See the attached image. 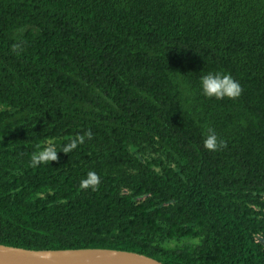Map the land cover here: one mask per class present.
<instances>
[{
  "label": "trees",
  "instance_id": "trees-1",
  "mask_svg": "<svg viewBox=\"0 0 264 264\" xmlns=\"http://www.w3.org/2000/svg\"><path fill=\"white\" fill-rule=\"evenodd\" d=\"M208 72L240 97L204 96ZM263 241L264 0H0L1 244L264 264Z\"/></svg>",
  "mask_w": 264,
  "mask_h": 264
},
{
  "label": "clouds",
  "instance_id": "clouds-1",
  "mask_svg": "<svg viewBox=\"0 0 264 264\" xmlns=\"http://www.w3.org/2000/svg\"><path fill=\"white\" fill-rule=\"evenodd\" d=\"M18 45H13L12 50L16 51ZM202 93L206 97H215L216 99H223L225 97L229 99H237L243 92L241 84L233 78L231 73L227 72H208L202 75L200 78ZM92 132L89 130L84 135H77L70 139V142L62 147L64 153H69L76 149L78 145L83 144L85 137L92 139ZM204 148L209 151H219L227 146V141L219 137L215 129L207 127ZM59 156L57 151L56 142L49 139L45 142V146L42 150L34 152L30 158V166L37 167L40 164H46L48 162H58ZM100 185V177L94 171L87 173V178L82 179L80 182V188L87 190L91 188L96 191Z\"/></svg>",
  "mask_w": 264,
  "mask_h": 264
},
{
  "label": "water",
  "instance_id": "water-1",
  "mask_svg": "<svg viewBox=\"0 0 264 264\" xmlns=\"http://www.w3.org/2000/svg\"><path fill=\"white\" fill-rule=\"evenodd\" d=\"M0 264H164L150 256L113 248L30 249L0 243Z\"/></svg>",
  "mask_w": 264,
  "mask_h": 264
},
{
  "label": "rangeland",
  "instance_id": "rangeland-1",
  "mask_svg": "<svg viewBox=\"0 0 264 264\" xmlns=\"http://www.w3.org/2000/svg\"><path fill=\"white\" fill-rule=\"evenodd\" d=\"M264 242V241H263Z\"/></svg>",
  "mask_w": 264,
  "mask_h": 264
}]
</instances>
